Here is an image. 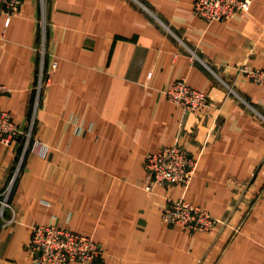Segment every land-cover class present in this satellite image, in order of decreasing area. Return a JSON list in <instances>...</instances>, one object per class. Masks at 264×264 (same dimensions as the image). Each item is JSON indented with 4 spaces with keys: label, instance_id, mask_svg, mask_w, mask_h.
<instances>
[{
    "label": "crops",
    "instance_id": "crops-1",
    "mask_svg": "<svg viewBox=\"0 0 264 264\" xmlns=\"http://www.w3.org/2000/svg\"><path fill=\"white\" fill-rule=\"evenodd\" d=\"M194 2L23 0L0 14V107L26 130L36 117L29 148L0 143V264H32L36 224L102 244L90 264H264V87L239 74L264 68V0L212 22ZM179 78L215 105L171 101ZM175 143L199 159L195 178L146 190L147 154ZM167 198L206 207L216 229L167 225Z\"/></svg>",
    "mask_w": 264,
    "mask_h": 264
},
{
    "label": "built area",
    "instance_id": "built-area-1",
    "mask_svg": "<svg viewBox=\"0 0 264 264\" xmlns=\"http://www.w3.org/2000/svg\"><path fill=\"white\" fill-rule=\"evenodd\" d=\"M22 2L23 0H0V14H16ZM251 5L252 0H195L193 10L197 16L212 22L229 20L239 13L249 12ZM56 64L55 61L54 65ZM239 74L249 82L264 87V68L243 64L239 67ZM44 77L42 61L39 83L36 86L37 96L44 87ZM8 90L5 84L0 83V97ZM229 90L231 92L233 88L230 87ZM165 93L171 101L191 111L215 105L209 93L192 87L185 78L175 80L166 88ZM37 104L38 99L35 108ZM32 120L33 118L26 130L12 119L8 110L0 107V143L9 145L22 137L25 150L29 148L33 136ZM34 149L42 155L47 153V150L40 147ZM145 166L146 178L143 185L146 190L154 191L158 186L169 185L188 188L197 174L199 159L185 146L175 143L149 152ZM10 194L11 189L0 191V221L4 218L5 210L12 209ZM13 219L12 216L9 220ZM162 221L167 225H179L190 231L213 232L217 226L216 218L206 207L193 204L184 198H167L162 210ZM27 249L32 264H69L71 261L90 264L101 261L106 252L103 245L90 236L54 224L34 225Z\"/></svg>",
    "mask_w": 264,
    "mask_h": 264
},
{
    "label": "rangeland",
    "instance_id": "rangeland-1",
    "mask_svg": "<svg viewBox=\"0 0 264 264\" xmlns=\"http://www.w3.org/2000/svg\"><path fill=\"white\" fill-rule=\"evenodd\" d=\"M37 91V90H36ZM33 123H32V125H31V128H32V130L34 131V129H35V126H36V117H35V119H34V116H33ZM33 133V132H32ZM32 141H33V139H31ZM33 144H34V142H32Z\"/></svg>",
    "mask_w": 264,
    "mask_h": 264
}]
</instances>
